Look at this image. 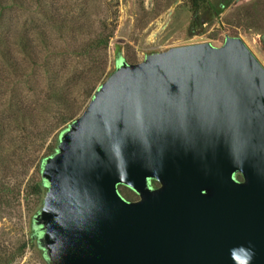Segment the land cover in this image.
<instances>
[{
    "label": "water",
    "instance_id": "95a60500",
    "mask_svg": "<svg viewBox=\"0 0 264 264\" xmlns=\"http://www.w3.org/2000/svg\"><path fill=\"white\" fill-rule=\"evenodd\" d=\"M40 175L48 264H264V67L238 37L118 59Z\"/></svg>",
    "mask_w": 264,
    "mask_h": 264
},
{
    "label": "rangeland",
    "instance_id": "374dc122",
    "mask_svg": "<svg viewBox=\"0 0 264 264\" xmlns=\"http://www.w3.org/2000/svg\"><path fill=\"white\" fill-rule=\"evenodd\" d=\"M44 1L73 21L81 19L82 15L94 18V28L100 20L108 19L116 23V31L111 40L115 49L113 46L109 47L106 53V74L94 85L90 96L87 93L91 86H85L82 77L88 73L92 62L74 56H69L66 60L70 65L67 80L72 81L69 84L72 89L69 93L70 100L77 102L76 105L79 104L80 107L75 118L82 113L94 91L114 69L118 59L134 64L142 61L147 53L201 43L219 47L226 37H238L264 67V55L259 48V39L264 36V0H205L196 14L191 8V0ZM31 5L26 11H8L2 25L3 30L0 31L7 36L9 58L25 68L28 67V76L19 78L10 73L7 69L9 66L3 62L0 55V180L8 183L10 189H13L9 206L0 211V264H4L19 239L28 241L32 219L35 211L39 209L36 198L27 196L29 183L38 177L36 165L28 167L30 161L36 154L39 157L49 155L51 149L56 148L61 132L75 119L55 130L44 143L39 140L46 129L44 123L54 122L55 117L38 106L46 99L49 76L43 67L31 66L28 58H25L15 45L16 29H25L32 33L41 24L38 13H35L38 4L32 2ZM194 20L200 21L201 25L194 27ZM102 56L103 54L94 60L99 62ZM56 62L61 63L59 60ZM22 106L36 114L39 123L33 131L30 128V131L24 133L25 138L20 137L21 132L19 133L10 121L17 107ZM7 160L13 161L12 170L5 168L3 161ZM119 191L122 195L125 194L127 199H136L135 196H128L122 187ZM4 253L5 255H2ZM12 264L43 263L39 253L28 245L24 254H18Z\"/></svg>",
    "mask_w": 264,
    "mask_h": 264
},
{
    "label": "trees",
    "instance_id": "16d2710c",
    "mask_svg": "<svg viewBox=\"0 0 264 264\" xmlns=\"http://www.w3.org/2000/svg\"><path fill=\"white\" fill-rule=\"evenodd\" d=\"M49 1L51 2L53 0ZM204 1L205 0H191V8L195 14ZM32 2L38 4L35 13H38L41 24L37 26L32 33L25 29H16L17 38L15 45L19 48L20 53L25 58H28V63H30L31 66L35 68L43 67L46 75L49 76V89L45 95L46 99H44L43 103L38 104V106L46 112L53 114L55 117L54 122L44 123L46 129L43 131V136L39 139L41 143H44L55 130L66 124L68 125L80 110L79 104L76 105L77 102L70 100L69 93L72 89L69 84L72 81L67 80L68 66L70 65L66 60L69 59V56H74L75 58L86 59L92 62L88 73L82 77V83H85L87 87L91 86L87 93V95L90 96V92L94 85L106 74V53L109 47L111 48L113 46L115 49L111 40L116 31V23L112 20L108 21V19L103 21L100 20L96 23V27L94 28V18L82 15L81 19L78 18L77 21H73L63 13L61 14V11H58V9L53 8L52 5L48 6L44 0H0V31L3 30L2 25L5 14L8 11L16 9H23L26 11L32 6ZM193 25L194 27L200 26L201 22L194 20ZM3 36L4 35L0 33V55L3 58V62L9 66L7 69L12 75L23 79L28 76L26 73L28 67L25 68L9 58V43L7 42V36ZM101 54H103V56L99 58V62L94 60V58ZM58 60L61 61V63L58 64L56 62ZM30 75H32V69H30ZM63 79L65 83H62L64 82ZM76 84L77 83H75V85ZM10 119L19 133L21 132L22 135H20V137L22 138H25L24 133L28 130L30 131V128L31 131H33L39 124L38 116L27 111L26 107L23 106L17 107L15 114ZM0 138H2L1 131ZM55 149V147L52 148L47 156L39 157L38 154H36L28 165V167L36 165L37 168L38 177L33 178L29 183L27 193L28 197L36 198L37 209L42 202L43 188L45 185L41 178L39 167L46 157L54 153ZM12 162L11 160H7V162L3 161L7 170H12ZM235 177L241 179L239 175ZM124 189L126 193H128V196H134L133 191L128 188ZM119 193L123 198L128 200L125 194L122 195L120 191ZM12 196L13 189H10L8 183L0 180V211L2 208L5 209L9 206V198L11 199ZM37 211L38 210L35 211V215ZM30 230L31 233L28 241L19 239L17 246L12 249L9 257L4 260V264H12L18 254H24L28 245L32 246V248L39 253L43 264H48L44 252L38 244L40 232L33 219ZM2 255H5V253Z\"/></svg>",
    "mask_w": 264,
    "mask_h": 264
},
{
    "label": "flooded vegetation",
    "instance_id": "af4514ba",
    "mask_svg": "<svg viewBox=\"0 0 264 264\" xmlns=\"http://www.w3.org/2000/svg\"><path fill=\"white\" fill-rule=\"evenodd\" d=\"M239 1H245V0H239ZM215 14V13H214ZM262 37V36H261ZM259 42H260V46H259V48H260V50H261V52L263 53V55H264V42H262L261 41V39H259ZM237 179V178H236ZM237 180H241V179H237ZM148 185H149V187L150 188H152V189H157V188H159L160 187V184H159V182H157V181H155V180H150L149 181V183H148ZM119 187V186H118ZM120 187H122V188H126L127 189V187H125V186H120ZM119 187V188H120ZM119 188H118V190H119ZM129 189V188H128ZM129 190H131V189H129ZM132 191V190H131ZM119 192V191H118ZM134 192V191H133ZM120 194V193H119ZM134 196L136 197V199L135 200H137L138 199V196H137V194L134 192ZM125 199V198H124ZM126 200V199H125ZM135 200H130V199H128L127 201H135Z\"/></svg>",
    "mask_w": 264,
    "mask_h": 264
}]
</instances>
